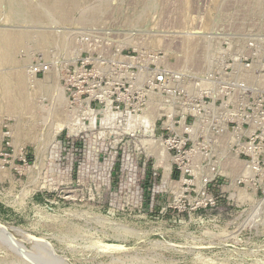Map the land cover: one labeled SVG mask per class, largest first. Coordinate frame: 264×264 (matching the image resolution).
I'll use <instances>...</instances> for the list:
<instances>
[{"label": "rangeland", "instance_id": "rangeland-1", "mask_svg": "<svg viewBox=\"0 0 264 264\" xmlns=\"http://www.w3.org/2000/svg\"><path fill=\"white\" fill-rule=\"evenodd\" d=\"M0 232V264H264V0H0Z\"/></svg>", "mask_w": 264, "mask_h": 264}, {"label": "bare ground", "instance_id": "bare-ground-1", "mask_svg": "<svg viewBox=\"0 0 264 264\" xmlns=\"http://www.w3.org/2000/svg\"><path fill=\"white\" fill-rule=\"evenodd\" d=\"M188 39V38H187ZM187 47V46H186ZM148 121V120H147ZM144 123V122H143ZM148 124H150L149 122H148ZM152 124V123H151ZM148 126H145V128H147ZM154 128V127H153ZM149 129H151V128H148V130ZM145 131H147V130H145ZM154 138V137H153ZM145 143H147V142H145ZM150 143V142H149ZM160 151V150H159ZM158 153V152H157ZM167 177V176H166ZM0 235H1V237H3V238H7L11 243H13L14 244V240L12 239V238H10V237H7V236H5V235H3L1 232H0ZM39 241V240H38ZM44 244V243H43ZM112 248V247H111ZM114 249H118V250H120V249H123L122 247H119V246H116V247H113ZM114 249H112V250H114ZM21 251H23L25 254H26V257L27 256H29V257H31V258H38V256H36L35 254H33L32 252H29L27 249H25V248H23V249H21Z\"/></svg>", "mask_w": 264, "mask_h": 264}, {"label": "built area", "instance_id": "built-area-1", "mask_svg": "<svg viewBox=\"0 0 264 264\" xmlns=\"http://www.w3.org/2000/svg\"><path fill=\"white\" fill-rule=\"evenodd\" d=\"M163 81H164V77H163V76H159V77L157 78V82H158V83H159V82L161 83V82H163ZM187 120H188V117L185 118V123L187 122ZM190 133H191L190 130H186L185 135H190ZM188 143H189V140H187V141L185 142V146H187ZM231 255H232V254H231ZM202 257H203V256H202ZM231 257L233 258L234 255L231 256ZM203 258H204V257H203ZM205 258H206L205 261H204V260L201 261L200 259H197V258H196V259L199 261L200 264H210V263H211V264H212V263L214 264V262H212V258H210V259H209L208 257H205ZM152 264H153V263H152Z\"/></svg>", "mask_w": 264, "mask_h": 264}]
</instances>
